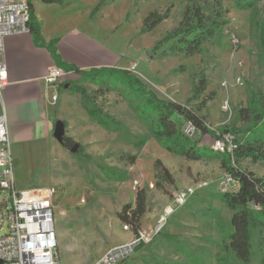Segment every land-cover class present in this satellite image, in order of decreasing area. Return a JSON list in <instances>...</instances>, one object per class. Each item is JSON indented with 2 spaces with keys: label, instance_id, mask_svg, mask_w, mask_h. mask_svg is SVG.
<instances>
[{
  "label": "rangeland",
  "instance_id": "374dc122",
  "mask_svg": "<svg viewBox=\"0 0 264 264\" xmlns=\"http://www.w3.org/2000/svg\"><path fill=\"white\" fill-rule=\"evenodd\" d=\"M195 1L212 9L213 0H64V4L33 0L48 30L64 34L76 27L91 34L117 57L112 68L131 70L158 98L194 108L207 101L200 112L210 130L200 141L206 151L200 158H190L170 152L152 136L139 101L121 90L131 86L121 84L123 78L117 81L120 72H92L94 77L70 72L60 79L54 122H64L71 146H63L52 134L49 149H33L32 143L24 142L14 145V156L16 173L26 184L20 183L19 188L54 189L62 264H93L111 247L125 243L126 236L134 233L126 229L118 213L125 204L135 202L138 189H148V212L142 221L149 229L172 195L190 186L196 187L195 194L169 217L163 232L120 264H264L260 216L251 260L239 259L228 248L233 211L223 194L233 186L222 184L228 177L222 167L225 154L212 150L217 137L227 133L235 136L236 143L255 132L257 142L264 146V1L254 9L224 1L228 24L221 36L205 42L192 56L164 54L173 42L165 41L166 36L182 20L186 6ZM153 10L170 14L155 29L144 32L143 20ZM202 75L208 86L198 96L196 86ZM73 85L92 95L112 130L87 113ZM177 123L192 138H199L182 119ZM140 139L146 143L137 147ZM157 160L168 168L175 184L165 180L164 173L158 176ZM240 166L264 178V158L250 155ZM157 181L162 188L156 186ZM203 182L207 185L199 188ZM5 194H0V202Z\"/></svg>",
  "mask_w": 264,
  "mask_h": 264
},
{
  "label": "trees",
  "instance_id": "16d2710c",
  "mask_svg": "<svg viewBox=\"0 0 264 264\" xmlns=\"http://www.w3.org/2000/svg\"><path fill=\"white\" fill-rule=\"evenodd\" d=\"M51 3L64 4V0H45ZM224 1L213 0L212 9L195 1L189 3L183 14V18L176 28H174L165 38V41H172V44L166 49L164 54L183 53L187 56H192L202 50L205 42L217 36H221L223 28L228 24L226 19L227 9L224 8ZM264 0H234L237 7L241 9L255 8L259 2ZM31 19L29 21V32L33 34L34 40L38 45L47 46L52 53V56L58 67L65 71L71 70L82 76L92 74H102L107 70L118 71L121 76L117 77L123 80L120 83L130 85L129 90L121 89L128 97L133 95L142 109L141 114L150 125L152 136L167 150L179 154H184L190 158H200L205 153V148L200 145V141L204 136L210 133L207 122L200 114L206 105V99L202 100L197 108L189 107L178 102H169L158 98L155 92L147 89L141 80L132 74L131 70H123L118 68H93L89 71H83L75 65L68 64L63 61L57 52V40L46 43L42 33L40 23L36 18L33 0H29ZM170 11L161 13L153 10L145 16L143 20L142 30L149 32L155 29L161 22L169 17ZM8 38V37H7ZM6 38V39H7ZM6 41V40H5ZM94 74H93V73ZM65 84L62 85L64 87ZM106 86V85H105ZM109 86V85H108ZM208 86L206 75H202L196 86L198 96L201 95ZM60 87V90L62 89ZM111 87V86H110ZM74 92L79 93L83 97V106L87 113L94 118L101 126L107 130H112V124L106 121L95 106L92 95L88 91L80 90L76 85L71 86ZM264 114V113H262ZM182 119L184 123L191 124L196 131L198 139L192 138L189 134L183 131L178 126L177 120ZM57 122V120L54 122ZM251 135L245 141L237 142V146L233 154H225L222 161V167L233 177L238 183V189L225 192L223 199L227 206L233 211L231 223L232 230L227 234L229 240L228 248L243 261H250L253 254V236L257 217L260 216L264 221V178L255 175L252 171L243 169L240 166V161L247 156L256 158H264V146L257 142V134ZM217 136V135H216ZM72 138L68 135L64 137L63 146H71ZM145 139H140L136 144L137 147L144 146ZM75 147L72 145L71 150ZM219 154V153H217ZM136 159L133 157L132 162ZM156 166L160 167L161 173L158 176L161 178L165 174L164 179L170 180L175 184L173 175L168 168L163 165L161 160L156 161ZM157 187H161V182H156ZM173 197V195H172ZM148 189L143 187L137 190L134 203H127L118 213L120 220L125 226H128L134 235L142 229L143 217L148 212Z\"/></svg>",
  "mask_w": 264,
  "mask_h": 264
},
{
  "label": "built area",
  "instance_id": "2783aa9c",
  "mask_svg": "<svg viewBox=\"0 0 264 264\" xmlns=\"http://www.w3.org/2000/svg\"><path fill=\"white\" fill-rule=\"evenodd\" d=\"M31 11L29 0H0V97L8 82V69L4 59L7 37L29 32ZM70 72L53 67L45 77L47 85L55 88L57 99L60 79ZM228 102L225 108H228ZM192 130L195 128L188 124ZM212 150L221 154H233L237 142L227 133L218 136ZM15 156L8 115L5 108L0 112V194L6 191L0 202V261L2 264H62L58 252L55 230L54 189L19 188L15 180ZM233 190L238 183L228 174L226 182ZM207 183H200L199 188ZM196 192L190 186L179 190L165 207L155 225L141 229L131 240L108 249L93 264H120L129 259L137 249L152 242L168 224L169 217L184 206ZM126 229L129 230L128 226Z\"/></svg>",
  "mask_w": 264,
  "mask_h": 264
},
{
  "label": "crops",
  "instance_id": "0c3cea01",
  "mask_svg": "<svg viewBox=\"0 0 264 264\" xmlns=\"http://www.w3.org/2000/svg\"><path fill=\"white\" fill-rule=\"evenodd\" d=\"M36 18L45 42L48 44L57 40V52L68 64L83 71L116 66L118 60L112 50L91 34L76 27L64 34L51 32L39 12L36 13ZM4 59L8 69V82L0 97V112L5 108L8 115L13 153L14 145L24 142L32 143L33 149H49L56 113L53 99L56 90L47 85L45 77L57 66L52 53L47 46L38 45L31 32H26L6 39ZM70 72L79 75L73 70ZM15 180L17 185H26L16 170ZM142 223V228L145 229L144 221ZM133 236L132 233L127 235L125 241L131 240Z\"/></svg>",
  "mask_w": 264,
  "mask_h": 264
},
{
  "label": "water",
  "instance_id": "95a60500",
  "mask_svg": "<svg viewBox=\"0 0 264 264\" xmlns=\"http://www.w3.org/2000/svg\"><path fill=\"white\" fill-rule=\"evenodd\" d=\"M54 137L60 142H64L65 137V124L61 120H57L55 123V127L53 130ZM74 149V148H73ZM0 264H2V261H0Z\"/></svg>",
  "mask_w": 264,
  "mask_h": 264
}]
</instances>
